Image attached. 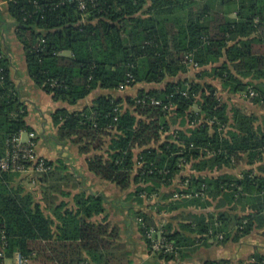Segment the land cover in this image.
Here are the masks:
<instances>
[{"label": "trees", "instance_id": "16d2710c", "mask_svg": "<svg viewBox=\"0 0 264 264\" xmlns=\"http://www.w3.org/2000/svg\"><path fill=\"white\" fill-rule=\"evenodd\" d=\"M82 1L85 10L80 0H4L31 79L64 104L52 115L57 140L78 146L91 173L130 191L139 204L159 200L170 212L198 210L179 229L135 212L150 250L167 261L185 259L211 240L225 245L264 228V175L220 172L264 157L257 117L229 110L223 97L253 90V101L264 103V0ZM7 49L0 28V158L14 135L36 133ZM190 68L198 71L192 79L184 75ZM153 98L175 107L165 110ZM44 158L51 169L32 176L42 198L13 184L23 173H0V262L21 253L26 264H121L113 253L118 229L94 221L106 212L105 197L82 192L73 207L57 203L52 192L68 196L62 189L72 181L52 183L66 166ZM197 192L203 195L174 197ZM212 199L229 208L204 212ZM152 227L173 244L172 252L152 248ZM204 264H264V255Z\"/></svg>", "mask_w": 264, "mask_h": 264}, {"label": "crops", "instance_id": "0c3cea01", "mask_svg": "<svg viewBox=\"0 0 264 264\" xmlns=\"http://www.w3.org/2000/svg\"><path fill=\"white\" fill-rule=\"evenodd\" d=\"M0 28L8 44L7 52L10 53L14 64L12 80L19 90L22 101L26 104L27 122L34 128L38 136L36 138L37 151L40 155L54 162L56 166L61 164L66 166L65 173L56 175L52 183H55L57 178L60 179L57 183L62 184V178L67 176L72 181L69 186L64 184L62 189L69 194L68 196L60 192H52V195L57 198V203L66 201L71 207L75 206V195L82 192L87 195L105 197L106 212L95 217L94 221L103 222L106 220L118 229L119 236L113 241L119 249L116 247L113 253L123 258L121 264H204L209 260L221 259L238 262L247 261L257 253L264 255V228L255 229L252 234L238 241L231 240L225 245L214 243L211 240L210 245L201 246L189 257L181 260L167 261L152 252L140 231L135 212L144 211L153 215L158 224L165 216L167 224H171L174 229H179L180 225L177 224V221H173L172 217H169L173 214H170V211H166L162 215L155 214L148 203L139 204L132 198L130 191L123 192L115 184L101 180L88 170V156L81 154L78 146L57 140L58 129L54 124L52 115L64 104L54 101L51 95L37 87L31 79L27 70L24 49L16 38L14 22L10 18L4 0H0ZM133 91L134 89H131L128 94ZM229 96L234 100L236 95L231 94ZM228 172L233 173L232 171ZM37 198H42V195L37 194ZM211 201L212 206L205 209L206 213L225 211L229 208L227 206L219 207V199H212ZM197 212L198 210L195 208H189L186 214ZM47 213L51 215V210H48Z\"/></svg>", "mask_w": 264, "mask_h": 264}, {"label": "built area", "instance_id": "2783aa9c", "mask_svg": "<svg viewBox=\"0 0 264 264\" xmlns=\"http://www.w3.org/2000/svg\"><path fill=\"white\" fill-rule=\"evenodd\" d=\"M80 8L81 10L86 9V2L80 0ZM187 61L191 64L194 69H199V64L194 61L192 56H187ZM129 80L127 84L132 80V76L129 75ZM127 84H123L120 86L121 90H125ZM250 93V94H249ZM246 96H255L257 95L253 90L244 93ZM186 96V93L184 94ZM141 102V101H139ZM145 102V100H143ZM151 102L156 105H164L162 101L158 99H151ZM175 107L172 103L169 105H164L165 110H171ZM116 120H118L116 118ZM195 123H193L194 125ZM37 135L35 132H28V131H21L20 133L14 135L8 141V151L5 156L0 158V173H23L29 174L31 176L35 174H41L48 172L51 167H49L47 160L42 157L37 151V142H36ZM142 157L138 160V166H142ZM187 186V185H186ZM185 186V187H186ZM204 189V188H203ZM203 192H197L195 194L188 193V194H180L176 193L175 198L185 197H198ZM140 222L143 223V220L140 219ZM147 236L151 240L152 248L157 251H164L166 253L173 251V244L169 243L165 237L161 235L155 228L147 229ZM4 249L7 247L6 237H2ZM1 257H5V252L2 251L0 253ZM13 264H26L27 260L21 253H16L13 258ZM0 264H8L7 260H3ZM83 264H91L89 262H85Z\"/></svg>", "mask_w": 264, "mask_h": 264}, {"label": "rangeland", "instance_id": "374dc122", "mask_svg": "<svg viewBox=\"0 0 264 264\" xmlns=\"http://www.w3.org/2000/svg\"><path fill=\"white\" fill-rule=\"evenodd\" d=\"M197 73H198V71L190 68L188 70V72L184 75H185V77L192 79L194 76L197 75ZM206 80H207V82H213L216 85H218V83L215 82V80L212 78H207ZM223 97L227 100V102L229 104V110H233L234 108H239L243 112L247 113L248 115H251V114L255 115L257 117V120L255 121L256 126H258L260 128H264V103H258V102L253 101L252 97L246 96V94H240L239 96L236 95L234 100H232V98L226 94L223 95ZM87 101H88V103L90 102V100H87ZM225 133L227 134V132H225ZM248 169L255 170L257 174L264 175V157L262 160H258L254 165H250L248 162V159H245L244 161L242 160L239 165L236 164L234 166V164H233L232 166L224 167L220 172H225V173H229V174H233V175L237 176V175H241L244 171H247ZM228 171H232L233 173H230ZM175 183L177 184V186H178V184H180L179 178L175 179ZM13 184L24 186L27 189L32 190V191H35V189L37 188V184L31 175H28V176H26L25 174L20 175ZM36 190H37L36 193L38 195H42V194L38 193L40 191V189H36ZM148 204L150 205L152 211L155 214L159 213L162 215L164 212L167 211V209H165V208H163V209L159 208V206L162 205V203H160L159 200H154V201L148 202ZM182 210H184V209L171 211L170 214H173V215L172 216L169 215V217H172L173 221H177V224H179V225L182 222L191 221V218L188 216L189 213L186 214V212H188V210L185 209V210H187L185 212H183ZM165 219H166V217L163 216V218L160 220V223H159L160 227L167 225V220H165ZM179 228H181V227L179 226ZM7 262H8V264H13L14 261L9 259V260H7ZM30 264H38V263L31 262Z\"/></svg>", "mask_w": 264, "mask_h": 264}]
</instances>
